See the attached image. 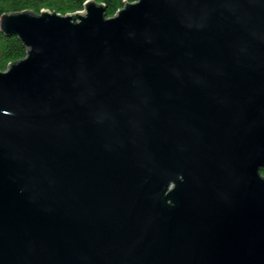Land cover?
I'll use <instances>...</instances> for the list:
<instances>
[{
  "label": "water",
  "instance_id": "water-1",
  "mask_svg": "<svg viewBox=\"0 0 264 264\" xmlns=\"http://www.w3.org/2000/svg\"><path fill=\"white\" fill-rule=\"evenodd\" d=\"M3 14L0 264H264V0Z\"/></svg>",
  "mask_w": 264,
  "mask_h": 264
},
{
  "label": "trees",
  "instance_id": "trees-1",
  "mask_svg": "<svg viewBox=\"0 0 264 264\" xmlns=\"http://www.w3.org/2000/svg\"><path fill=\"white\" fill-rule=\"evenodd\" d=\"M88 0H0V18L3 14L29 11L41 14L43 11L57 12L61 15L83 11ZM105 5V17L114 16L125 4L137 0H91ZM27 47L16 35H6L0 29V72L24 59ZM264 175V169L261 170Z\"/></svg>",
  "mask_w": 264,
  "mask_h": 264
}]
</instances>
